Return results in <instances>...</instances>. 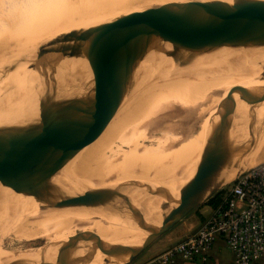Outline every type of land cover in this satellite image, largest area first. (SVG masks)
<instances>
[{
  "label": "water",
  "instance_id": "1",
  "mask_svg": "<svg viewBox=\"0 0 264 264\" xmlns=\"http://www.w3.org/2000/svg\"><path fill=\"white\" fill-rule=\"evenodd\" d=\"M184 46H191L196 52L206 50L241 74L264 83V57L254 54L264 47V15L244 21L212 7H181L108 23L81 44L58 54L59 60L81 61L71 89L46 103L22 104L0 113V189L8 194L24 193L34 178L62 155L90 116L136 77L156 66L162 56ZM250 52L253 58L245 55ZM185 63L184 60L180 64ZM257 107L264 109V86L222 105L205 149L202 175L166 197L158 206V220L145 229L138 243L123 256L101 264H130L153 241L230 182L222 174L223 143L238 114ZM47 252L40 251V258L32 261L30 257H17L0 263H91L61 249L48 259L44 256Z\"/></svg>",
  "mask_w": 264,
  "mask_h": 264
},
{
  "label": "rangeland",
  "instance_id": "2",
  "mask_svg": "<svg viewBox=\"0 0 264 264\" xmlns=\"http://www.w3.org/2000/svg\"><path fill=\"white\" fill-rule=\"evenodd\" d=\"M0 2L5 3V4L7 3L9 4V6L13 5L14 10L19 8L20 14H18V17L20 19L21 26L19 28H16L14 33H11V35L13 36H23L31 32L47 30L51 27L71 26V25H76L78 23H84V22L105 24V22L109 20H117V19H121L124 17L135 16V15L144 14V13H160L165 10L177 9L181 7H212V8L217 9L218 11H220L226 16H229V17H232L238 20H244V21H249V20L251 21V20L260 18L262 15H264V9H262L264 8V0H104L103 2L98 1V2H102L100 6L98 5L92 6V4L90 3V0H0ZM2 3H0V6H2L1 5ZM261 4H262V7H260ZM88 8L89 10H87ZM7 11H11V8L10 7L7 8ZM206 52L209 53L208 51ZM182 60L179 61L178 63L180 64ZM222 63H224V60L222 61ZM157 79L158 78L156 79L155 78H143V79L138 78L136 80H139V81L151 80L149 81L151 83H148V84H152L154 86L155 83L160 82V80L156 81ZM164 86L166 88L157 89V87L154 86L153 88H151L152 89L151 91H148V90L147 91L149 94H154L156 96H158L160 92L165 91L162 93L168 94L171 96L176 91V89L180 87V85L177 82L167 83ZM143 87L146 89L147 86L145 85ZM133 90H134L133 88L129 89L125 97L129 98L128 96L132 94L131 92ZM119 97L120 96L117 95V98ZM182 97H183L182 95H179L178 99L176 100H181ZM114 98H112V101L111 100L108 101L109 104L108 103L104 104L95 114L90 116L84 122V124L79 128L73 140L66 147V149L64 150L62 155L57 159V161H55L46 171L36 176V178H34V180L30 183V185L28 186L27 190L24 193L16 194L14 197H12L8 201V203L4 207H2L1 223L6 221V219L8 218L9 214L12 211H15L18 209L13 222L10 225H7L2 230V232H0V247L4 251L10 254H14V255L23 256L27 254V255H30L31 257H35V256L41 255V254L39 255L40 251L48 250V252L44 254V256H47L50 259H53L56 254V250L61 249L62 251L76 255L84 260L91 261L90 264H100L97 261H95L97 260L96 258L99 254V251L103 250L105 246H107L108 249L115 248L117 246L118 240L121 238L122 235H124L123 227L127 225V223H131L132 219L135 218L136 220V218H138L137 223H136V224H140L138 225L139 226L138 229H140L143 223L144 224L142 228L150 224L154 220V218L159 214L158 206L162 202H164V200L166 199V197H168L169 194L176 192L175 190H173L174 187L172 185L174 183L175 184L177 183L180 185L183 183L185 176L182 174V172L186 165L185 162H182L181 164H179L178 162H176L175 159L171 160L170 158H168L169 159L168 160L167 157L174 156L176 153V150L181 148V143L183 145V142L186 140L185 136L188 135L189 128H191L192 124H194L193 118L190 116L180 117L179 120H181L182 123H187V124L189 123V125L183 128L180 127L181 129L178 128L177 130L172 131L170 133L159 132L155 128H151L150 130L144 133L142 132L143 130L141 127L140 128L141 130L139 129L140 131L139 130L138 131L140 133L142 132L144 135H141L142 134L141 133L140 134L141 136L139 137L138 135L135 136V140L136 138L137 140H136V143L134 140V143L137 144L136 147L138 146V150L141 152L143 157L144 156L151 157L152 155L153 156L151 158L149 157V162L148 161L145 162V164L148 163L147 165H145L144 163L140 165V163H138V161L135 159L133 160V157L129 154V150H130L129 147L126 145H122L121 143L117 141L115 137L116 133L115 135L112 134L114 130L116 131L117 128H120V127H123V125L124 126L126 125L125 126L126 128L124 127V131H118V132H123L124 134L127 133L129 135L130 134L129 131L133 130L132 131L133 133L131 132V136H129V138L130 137L134 138L133 136L135 135L134 127L133 129L130 128L131 130L129 129V127H132L133 123H130L131 126H129V122L126 123V121H122L124 117L123 115L121 116L122 120H120V122L122 121L121 124L119 123V120L117 118L119 117V115H117V117H116V114L115 116L111 115L112 117L107 119L106 116L110 115L111 110L114 113H116L115 108L111 107L112 108L111 109L109 106L111 105V103H113ZM116 100H119V99L115 98L114 101ZM185 100L187 99L185 98ZM174 102L177 103L180 101H174ZM133 108H132V111L128 113L129 114L132 112L134 113L130 115L128 114L127 118L132 115L135 116L134 114H138V111L140 110H141L140 114H142V116H144L143 113L144 114L148 113V112L146 113V107H144L145 108L144 110L141 108L139 109L137 106H135L134 109L136 110L138 109L137 112H135ZM147 109L148 111H151L153 109L151 112H154L156 110V107L154 104H152L150 105V107L148 106ZM175 110L178 113H182V111H177V109ZM106 111H108L109 113L105 114ZM103 113L106 116H104ZM168 114H173V113L169 112ZM100 115H103L104 117H106V119L105 118L104 119L107 121L109 120V123L111 122L117 123V120H118L119 124L118 123H117L118 125L116 124L118 127H116V125L115 126L112 125V123L111 125L108 124L114 127L113 128L114 130L109 129L108 130L109 134L106 133L108 128L106 127L105 124H103L104 123L103 121L105 120L102 117H100ZM121 117H119V119H121ZM124 120H127L126 114H125ZM107 121L106 123H108ZM119 125L121 126L119 127ZM102 126L103 128L105 127L106 132L105 131L104 132L105 134H108L107 137L101 136L104 134V133L102 134L104 130V129L102 130L101 128ZM237 126H240V125H236V128H234L235 126H232V128L230 129L225 139V142H224L225 144L223 143V146H222L223 147L222 153L223 151L224 153L222 154L223 162L221 161V165H222V174L223 172L225 173L223 174V176L226 182L231 181L238 174H240L244 169L255 165V164H251L250 160H252L260 152V150H262V148L264 147L263 145L264 142H262L263 143L262 146L259 147L261 143L259 144L258 142H255L252 139L254 141L252 143L254 144L256 143L257 145L259 144L257 147L261 149L258 152L257 151L258 149L256 148L257 150L256 149L255 150L257 152L252 151L251 152L252 155H249L250 154V152L248 151L249 149L248 148L245 149V148L249 144H251V140L245 139V138L241 140V136L239 133L240 130L239 132H237ZM243 128L241 127L240 129H243ZM96 129L99 131L97 132ZM100 129L102 132L100 131ZM95 130H96L95 133L97 134L93 132ZM186 130L188 133H186ZM110 131L111 132L113 131L111 134L114 135V138H111L112 136L110 135ZM105 134L103 136H106ZM96 135H97V138H96ZM87 136H89L90 139ZM198 137L196 136V139ZM109 138L111 140V144L109 143L111 147L108 151H104L103 153L100 151L93 152L92 146L93 145L95 146V144H92V143L95 142L97 146L98 144L101 145V143H98L99 141L100 142L103 141L102 142V145H103V143L109 142V141L106 142L107 139L109 140ZM180 138L182 139L184 138V139L183 140L181 139L182 140L181 141ZM81 139L83 142L81 141ZM170 139L175 140V141L173 140L175 145L173 143H170V142H173ZM176 140H178L180 143ZM176 143H179L180 145ZM109 144L106 146H109ZM236 146L238 148H236ZM233 148L236 149L235 150L236 153H234ZM237 150L247 151V152L241 151L240 153L242 154V156H243V153L245 155V152H246V155L247 154L249 155V157H243L242 159H240L241 161L238 163L239 166L240 164L245 165V167L242 166L244 169L240 168L239 166L236 167V165L233 164L234 162H231L233 160L235 161L236 158L234 157H237V155L235 156L233 154H240L239 151ZM74 153L78 155V157ZM157 153L158 154L160 153L159 154L160 156L156 155ZM261 153L263 152L261 151ZM80 154L82 155L80 156ZM120 154L124 155V159H123L124 161L126 158V161L124 162L126 166L123 167L124 164H122L123 165L122 167L124 169L122 167H118V170L121 168L119 173L121 172L120 174L123 178L121 177L122 180L120 179V181H118L117 179L115 180L112 176L108 179V177H105L104 175L108 173L107 171H109L108 170L109 164L107 163V161L113 160L117 155H120ZM161 154L163 156L167 154L168 155V156L166 155L167 160L164 159L165 157H163ZM71 156L74 159H71L72 158ZM80 157L82 161H86L88 163L87 164L88 165L87 177L91 176L95 172L100 171L102 173L101 176L105 177L104 180L107 179V182L108 183L110 182L108 184L109 186L108 189L103 190L101 193H99L100 195L98 194L92 197L94 199H89L88 197L87 199L84 198L85 200H83L82 197L80 196L81 197V199H79L81 200L80 204L82 202H83L82 205L84 204L82 207H85V206L87 208L90 207L89 210H85V211L82 210L81 212L80 210H78V208H76V207H79L78 206L79 202L75 203V198H73L74 196H79L81 192L79 191L78 193V191H76L75 189H68L65 191V188H64V191L62 190L63 182L67 181L68 186H70V184L72 183L70 182L71 178H73V181L76 179V175L74 174L75 175L74 176L72 174L76 173L77 168H79L78 162L80 160ZM250 157L252 158L250 159ZM232 158L234 159L232 160ZM262 160H264V158H262L260 161ZM246 161L247 163L249 162L248 163L249 165L246 163ZM135 164L137 166H135ZM142 165H144V167L143 168L141 167L142 169L139 168ZM133 166H134V169H133ZM136 167L138 168L136 169ZM137 170H138V173H136ZM233 170L235 171V173L232 172ZM70 175L72 177H70ZM192 181L193 180L185 183L184 185H187L188 183H191ZM60 186H62L61 187L62 189L59 188ZM91 186L92 184L90 182L89 183L85 182L86 188L89 189ZM59 189L61 191H58ZM115 189L118 190L117 196H116L117 194L116 192H115L116 194H114ZM119 189L121 191L120 193H119ZM67 192H71V193L67 194ZM166 192L167 193L170 192V193L166 195ZM73 193H74V196H73ZM121 194L123 195V198L121 197L122 196ZM164 195H165V198H163ZM217 195H219V199L223 196V188L217 193ZM33 196L34 198L35 196L38 198L37 201H39L40 204L42 203V206L44 208L41 206V209L42 208L44 209L45 211L44 213L42 212L43 210H41L39 206L35 207L31 204V202H29L33 199ZM153 199L156 200L155 203ZM73 201L75 204L73 205L69 204L71 202L73 203ZM149 201L151 203L150 205L147 204L149 203ZM68 204L70 208H68ZM147 205L151 206L150 208L153 210H151L149 206ZM144 206H147V207H144ZM47 207H48V210H46ZM60 207L62 208L60 209ZM65 207L66 209H70L69 211L68 210L66 211L68 214L65 212V209H64ZM119 207L121 208V211L119 210L120 209ZM204 207L208 209L207 206H204ZM61 210H63L65 214H63ZM83 212L88 213L87 216H85V213L83 214ZM196 212L191 215L193 217L197 216ZM59 213H62L63 216H61V214L60 216H58ZM109 213H112V214H109ZM122 213H124L126 216L125 215L122 216L123 215ZM71 214L73 215V217L71 216ZM98 214H99V217H98ZM107 214H108V217H107ZM113 214H116L117 217H114ZM142 216H145L146 220L144 219L145 217H142ZM188 217H191V216H188ZM138 220L139 221L144 220V221L138 223ZM44 226H46L47 228ZM61 227H64V228L61 229ZM102 228L104 229L102 230ZM98 230L99 231L101 230V231L99 232ZM134 233H131L130 236L134 235ZM129 237L126 240L130 241ZM120 248L121 246L118 247V249ZM225 257H227L226 252H225ZM228 260H231V256H229ZM141 261L142 260L140 256H138L130 264H138Z\"/></svg>",
  "mask_w": 264,
  "mask_h": 264
},
{
  "label": "bare ground",
  "instance_id": "3",
  "mask_svg": "<svg viewBox=\"0 0 264 264\" xmlns=\"http://www.w3.org/2000/svg\"><path fill=\"white\" fill-rule=\"evenodd\" d=\"M98 1L103 2L104 0H90V3L92 4V6L93 5L94 6H97V5L100 6V4L102 2H98ZM0 3H2V2H0ZM1 5L2 6H0V113L7 111L9 109H12L16 106L22 105V104H33V105H35V104H39V103H46V102L52 100L53 97L56 96L58 93L71 89L73 87V81L75 79V76L81 70V68H80L81 67V61H79L78 59H71V58H64L62 60H59L58 54H60L61 51L65 50V49H69L71 47H74V46L81 44L87 37H89L91 34H93L99 28L103 27L104 25H107L108 23L116 21V20H109V21H106L105 24L84 22V23H78L76 25H71V26L51 27L47 30L35 31V32H31V33H29L27 35H23V36H13V35H11V33H14L16 28H19L21 26L20 25V19L18 17V14H20L19 8L14 10L13 5L9 6V4H7V3L6 4L2 3ZM9 7L11 8V11H7V8H9ZM260 7H262V4ZM89 8L87 10H89ZM262 9H264V8H262ZM12 29H13V31H12ZM254 54L258 55L260 57H264V47L261 48L258 52H254ZM245 55L252 57L251 52L245 53ZM182 59H184L186 61V63L184 65H181L178 63ZM189 59H190V61L188 62L187 60H189ZM184 60H182V61H184ZM222 61H223L222 58L216 57L211 53L209 54L203 49L197 50V52H196V49L191 47V46H184V47L174 51L173 54H168V55L165 54L164 56H162L160 58V60L156 64V66H154L152 69L145 71L144 73L140 74L138 77H136L132 81V83H130L126 88H124L118 94L120 96L119 98H117V96H115V98L119 99V100L114 101L115 100V98H114L113 103H111L112 106L111 105H109V106H110V108L111 107L115 108L116 113H114L111 110V113L112 112L113 113L112 114L110 113V115H108L109 117L104 115V113H103V115L106 116L107 119L111 118L112 116H115V114H116V117H117V115H119V117H121L122 115L125 117V114H126L127 120H124V117H123V120H122V117H121V119H119V117H117V118H118L120 124L122 121H126V123L129 122V126H131L130 123H133L132 127H129V129L130 128L133 129V127H134V131H135V133H134L135 135L133 136L134 138H131V137L129 138V136H131V132L133 131L131 129H130L131 131H129V133H130L129 135L127 133L124 134L123 132H118V131H124V127L126 125L125 126L123 125V127H120L121 125H119V127L121 129L123 128L122 130L120 128H117L119 130H117L115 128L116 131L118 132L117 133L113 129L114 127L110 126L112 122L109 123V120L108 121L105 120L106 117H104L103 115H100V117H102L103 119L105 118L104 119L105 121L102 120L104 123L103 122L102 123L105 124L108 129L106 128L107 129V132H106L105 127L103 128V126H102L101 127L102 130L103 129L104 130L102 132L100 129V131L102 132V134L103 133L105 134V132L108 133L109 129L114 130V132L112 131L113 133L110 131V135L112 136L111 138H114V135L116 133L115 137H116L117 141L119 143H121L122 145L128 146L130 149L129 154L133 157V160L134 159L137 160L138 163H140V165H141L143 163L145 164V162H147V161L149 162L150 156L149 157L144 156L145 158L143 157L141 152L138 150V146L136 147L137 144H135V143H136L137 138L135 140V136L138 135V137H139L141 135H144L142 132L145 133L148 130H150L151 128H155L159 132L170 133L172 131L177 130L180 127L183 128V127H186L189 125V123L188 124L182 123V121L179 120L180 117H182V116L192 117L194 120V124H192V127L189 128V131H188L189 133L186 130V133H188V135L185 136L186 140L183 142V145L181 143V148L176 150V153L174 156L167 157L168 156L167 154H165V156H163L161 154L163 157H165L164 159H166V157H167V159L168 158H170L171 160L175 159L176 162H178L179 164H181L182 162H185V164H186L185 168L182 172V174L185 176L183 183L181 185L177 184V183L176 184L174 183L172 185L174 187L173 190H175L176 192L179 191L180 188L182 187V185H184L185 183H187L191 180L197 179L198 177L201 176V174L203 172V166H204L205 149H206L208 141L210 140L211 136L213 135V126L218 119L219 113L222 109V105L225 102L227 103V101H229V100L238 98L240 95L244 94L248 90L254 89L256 87H263L264 86L263 82L255 79L254 77L252 78V77L246 76L244 74H241L240 72L236 71L235 69H233L232 67H230L226 63H222ZM179 65H181V66H179ZM44 74H46V75L44 76ZM138 78L139 79H143V78H155L156 79V78H158L156 81L160 80V82H157L154 84V86L157 87V89L158 88H166L164 85L167 83H172V82H177L180 85V87L178 89H176V91L171 96L168 94L162 93L165 91L160 92V94L158 96H156L154 94L148 93V91H151L152 90L151 88L154 87L152 84H148V83H151V82H149L151 80H146V81L136 80ZM145 85L147 86L146 89L143 87ZM141 87H143V88H141ZM132 88L134 89L131 92L132 94L128 96L129 98H126L125 96L127 95L129 89H132ZM179 95L183 96L181 98V100L184 102H182L181 100H176V99H178ZM185 98L187 100H185ZM111 101H112V99H111ZM174 101H180V102L175 103ZM152 104H154L156 107V110L154 112H151L153 109L151 111H148V109H147L148 106L150 107V105H152ZM133 105L137 106L139 109L141 108L144 110H145L144 107H146V113L147 112L148 113L147 114L143 113V115L145 117L142 116V114H140L141 110L138 111V109L137 110L134 109L135 106H133ZM132 108H133V110H135V112L138 111V114H134L135 116L132 115V116L127 118V115L129 114L128 112H131ZM175 109H177V111H182V113L176 112ZM108 111H106L107 113L105 112V114H108L110 112V111L109 112ZM169 112L173 113V114H168ZM118 113H120V114H118ZM132 113H134V112H132ZM132 113H130V114H132ZM117 118H115V119H117ZM118 120H117V123H118ZM120 120H122V121L120 122ZM106 121L108 123H106ZM113 123H112V125H114V126L117 124L116 122H113ZM108 124H110V125H108ZM117 125H116V127H118ZM236 125H240V126H237V132H239V130H240L239 133L241 136V140L244 138L251 140V144H249L245 148V149H247V148L249 149L248 150L250 152L249 155H252L251 154L252 151L253 152H257V151L259 152V150L261 148L259 149L257 146L260 143H261V145H259V147L262 146V144H263L262 142H264V109H263V107H257V108L250 110V111L242 110L241 113L238 114L237 118L233 121L232 126H235L234 128H236ZM141 127L143 130L141 132L142 134L139 132L141 130L140 129ZM241 127L242 128L244 127V128L240 129ZM96 130L93 132L95 133ZM98 131L99 130H97V132ZM111 133L114 135H112ZM95 134H97V133H95ZM98 134H100V133H98ZM108 134H105L106 136H103V135H101V136L107 137ZM234 134H235V132H234ZM91 135H92V133H91ZM170 135H172V134H170ZM89 136H87V137H89ZM196 136L197 137L199 136V137L196 139ZM90 137H89V139H90ZM96 138H97V135H96ZM173 138H175V137H173ZM228 138H229V136H228ZM181 139L182 138H180V140ZM252 139L255 142H258L259 144L257 145L256 143L255 144L252 143V142H254ZM102 140H103V138H102ZM134 140H135V143H134ZM170 140L173 141L174 139H170ZM178 140H176V141H178ZM81 141H82V139H81ZM174 141L170 142V143L174 144ZM102 142L103 141H101V142L99 141L98 143H101V145H99L97 143L98 144L97 146H96L95 142L92 143V144H95V146L94 145L92 146L93 152L100 151L103 153L104 151H108L110 149V147H111L110 138H109V140L107 139V141H106L108 143H103V145H102ZM179 143H176V144H179ZM108 144H109V146H106ZM84 146H86V145H84ZM89 148H90V146H89ZM236 148H238V147L236 146ZM263 148H262V150H260V152L252 160H250L251 164H256V163L261 162L260 160L262 158H264ZM235 150L236 149H234V153H236ZM75 151H77V150H75ZM84 151H85V149H84ZM237 151H239V150H237ZM241 151L243 152L246 150H240L239 153ZM261 151L263 153H261ZM87 152H89V151H87ZM246 152H245V155L243 153V156L241 153H240L241 155L240 154H233L235 156L237 155V157H234V158H236L235 161L233 160L234 158H232L233 161H231V162H234L233 164L236 165V167L239 166L238 163L241 161L240 159H242L243 157H249L248 154L246 155ZM223 153H224V151H223ZM159 154L157 153L156 155H159ZM163 154H164V152H163ZM81 155L82 154H80V156ZM88 155H89V153H88ZM69 156H70V154H69ZM76 156L78 157V155H76ZM184 156H185V158H184ZM171 157H173V158H171ZM251 158L252 157H250V159ZM71 159H74V158L72 157ZM82 159H83V157H82ZM123 159H124V155L120 154V155H117L113 160L110 159L111 161H107V163L109 164V167H108L109 171H107L108 173L104 174L105 177H108V179H109L112 176L115 180L116 179L118 181H120V179L122 180L123 177L120 174L121 172L119 173L121 168L118 170V167L123 166L122 164H124V162L126 161V158H125V161ZM86 160H87V158H86ZM247 160H249V159H247ZM67 161H68V159H67ZM150 162H151V160H150ZM222 162H223V160H222ZM246 163H247V161H246ZM78 164H79L78 165L79 168H77L76 173L72 174V175H74V174L76 175V179L73 181V178H71L72 181L70 180V182H72V183L70 184V186H68L67 181L63 182V185H62L63 187L60 186L59 188L62 187L63 189L62 188L61 189L63 191L65 188V191L68 189H75L76 191H78V193H79V191L81 192L79 196H74L75 192L73 193V196H74L73 198H75V203L79 202L78 203L79 205L77 204L79 207H76V208H78V210H80V212H81L82 210L83 211L89 210L90 207L89 208H87L86 206L82 207L84 204L82 205L83 202L80 204L81 200H79V199H81V197L83 200H85L84 198L87 199L88 197H89V199H94L92 197L98 195L103 190L108 189V187H109L108 184L110 182L108 183L107 179L104 180L105 177L101 176L102 173L100 171L95 172L91 176L87 177V169H88L87 164L88 163L86 161H82L81 157H80ZM147 164H145V165H147ZM125 166L126 165L124 164L123 167H125ZM135 166H137V165L135 164ZM242 166L245 167V165H243V164L242 165L240 164L239 167L244 169ZM141 167L143 168L144 165L140 166L139 168H141ZM137 168L138 167H136V169ZM133 169H134V166H133ZM141 169H139V170H141ZM73 170H75V169H73ZM234 170L232 172L235 173ZM136 173H138V170ZM234 173H232V174H234ZM223 174H225V173L223 172ZM226 175H227V173H226ZM70 177H72V176L70 175ZM85 182H88V183L90 182L92 184V186L89 189L86 188ZM94 185H96V186H94ZM116 189H115V191L113 190L114 194H116L118 191ZM58 191H61V190L59 189ZM63 191H62V193H63ZM151 191H152V189H151ZM71 192H67V194L71 193ZM120 192L121 191L119 189V193ZM169 193L166 192V195H168ZM110 194H112V193H110ZM15 195H16V193L8 194L5 189H0V224H1L0 225V232H2V230L7 225H10L16 216V212L18 209L15 211H12L9 214L6 221L1 223L2 207H4L8 203V201L12 197H14ZM117 195H118V193L116 194V196ZM116 196H115V198H116ZM121 197L123 198V195ZM154 198H156V197H154ZM163 198H165V195ZM37 200H38V198L36 196L34 198V196H33V199L29 202H31V204L35 207L39 206L41 209L42 203L40 204L39 201H37ZM153 200L155 203L156 200L155 199H153ZM153 200H152V202H153ZM150 201L147 204L150 205L151 204ZM68 202H66V203H68ZM75 203L73 201V203L71 202L69 204L73 205ZM154 203H152V204H154ZM69 204H68V208H70ZM80 205H81V207H80ZM149 205H147V206H149ZM63 206H64V204H63ZM147 206H144V207H147ZM66 207L64 208L65 212L67 210L68 211L70 210V209H66ZM150 207L151 206H149V208ZM43 208L41 210H43L42 212L44 213L45 211ZM61 208L62 207H60V209ZM46 210H48V207ZM119 210L121 211V208ZM151 210H153V209H151ZM61 211L63 212V214H65V212L63 210H61ZM144 211H146V210H144ZM147 212H149V211H147ZM84 213H85V216H87L88 213L83 212V214ZM60 214H61V216H63L62 213H59L58 216H60ZM109 214H112V213H109ZM116 214H113V216L117 217ZM122 214H123L122 216L125 215L124 213H122ZM71 216L73 217L72 214H71ZM64 217H65V215H64ZM89 217H90V215H89ZM98 217H99V214H98ZM107 217H108V214H107ZM142 217H145V216H142ZM158 217H159V214L154 218V220L150 224H148L147 226L142 228V226L144 224L143 223L142 226L140 227V229H138V227H139L138 225H140V224H136L138 218H136V220H135V218L132 219V222L130 221L131 223H127V225H125L123 227L124 228L123 229L124 235H122L121 238L118 240L117 246L115 248H110V249H108V247L105 246L103 250L99 251V254L96 258L97 260H95V261H97L98 263L101 264L107 259L123 256L125 254V252L128 251L132 245L138 243L139 240H141V238L145 235L144 234L145 229L151 225H154L155 222L158 220ZM82 218H84V217H82ZM144 219L146 220V217ZM120 220H121V218H120ZM143 221L138 220V223L143 222ZM69 223H71V222H69ZM44 227H46V226H44ZM62 228H64V227H61V229ZM103 229L104 228H102V230ZM103 233H105V232H103ZM131 233H134V235L130 236ZM128 237L130 238V241L126 240V239H128ZM119 246H121L120 249H118ZM40 256L31 257L30 255H27V254L23 255V256L14 255V254L7 253L6 251H4L0 247V260H3L1 263H5V261H7V260L9 261V260H12L13 258H17V257H30L31 258L30 261H32V259H34V260L38 259V258H40ZM45 258L50 259L47 256H45Z\"/></svg>",
  "mask_w": 264,
  "mask_h": 264
},
{
  "label": "built area",
  "instance_id": "4",
  "mask_svg": "<svg viewBox=\"0 0 264 264\" xmlns=\"http://www.w3.org/2000/svg\"><path fill=\"white\" fill-rule=\"evenodd\" d=\"M221 235L233 264H258L264 259V160L231 180L208 220L152 262L191 261L207 253Z\"/></svg>",
  "mask_w": 264,
  "mask_h": 264
},
{
  "label": "crops",
  "instance_id": "5",
  "mask_svg": "<svg viewBox=\"0 0 264 264\" xmlns=\"http://www.w3.org/2000/svg\"><path fill=\"white\" fill-rule=\"evenodd\" d=\"M221 198L218 200L217 204L220 202ZM217 204L214 205L207 202L190 211L182 220L153 241L139 255L142 261L138 264H156L155 262H152V259L156 255L164 252L184 238L193 234L208 220ZM204 206H207L208 209ZM195 212L197 216L193 217L191 214ZM225 252L227 253V257H225ZM229 256H231V260H228ZM177 264H233V259L226 246L224 236L221 235L216 239L215 243L207 253L199 255L191 261H180ZM258 264H264V259H262Z\"/></svg>",
  "mask_w": 264,
  "mask_h": 264
},
{
  "label": "trees",
  "instance_id": "6",
  "mask_svg": "<svg viewBox=\"0 0 264 264\" xmlns=\"http://www.w3.org/2000/svg\"><path fill=\"white\" fill-rule=\"evenodd\" d=\"M219 200V195L215 194L211 199L208 200V203L217 204Z\"/></svg>",
  "mask_w": 264,
  "mask_h": 264
}]
</instances>
